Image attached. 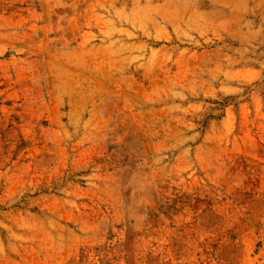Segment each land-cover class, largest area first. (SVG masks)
Listing matches in <instances>:
<instances>
[{
  "label": "rangeland",
  "instance_id": "374dc122",
  "mask_svg": "<svg viewBox=\"0 0 264 264\" xmlns=\"http://www.w3.org/2000/svg\"><path fill=\"white\" fill-rule=\"evenodd\" d=\"M0 264H264V0H0Z\"/></svg>",
  "mask_w": 264,
  "mask_h": 264
},
{
  "label": "bare ground",
  "instance_id": "6f19581e",
  "mask_svg": "<svg viewBox=\"0 0 264 264\" xmlns=\"http://www.w3.org/2000/svg\"><path fill=\"white\" fill-rule=\"evenodd\" d=\"M162 100L159 97V98H156L155 100H149L146 103L134 105V108L137 109L136 114L139 115L140 117L144 118V119H147L148 123L151 126V130H152L153 134H157V133L162 134L163 131L170 134V133H172V131L175 128V120H174L173 116H171V110H170L172 108L170 105H173V104L162 105V107L155 108V109L149 108V106H151V105H155V104L161 105L163 103ZM154 129H156V130H154ZM90 160H91V158H90ZM100 160H102V158L99 155H94L92 158L93 162H99ZM93 162H91V163H93Z\"/></svg>",
  "mask_w": 264,
  "mask_h": 264
}]
</instances>
